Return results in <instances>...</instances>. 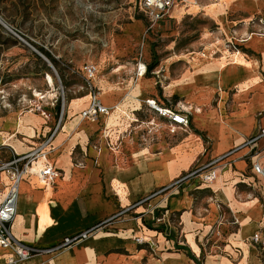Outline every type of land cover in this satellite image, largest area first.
Returning <instances> with one entry per match:
<instances>
[{"label": "crops", "instance_id": "0c3cea01", "mask_svg": "<svg viewBox=\"0 0 264 264\" xmlns=\"http://www.w3.org/2000/svg\"><path fill=\"white\" fill-rule=\"evenodd\" d=\"M174 7L170 18L181 16ZM184 8L194 16L201 10L199 3L194 2L186 3ZM237 8L239 4L230 9ZM255 12L256 9L248 8L232 12L226 18L230 32V21L240 19L242 23ZM159 26L161 34L148 32L147 40L141 24L132 23L116 39L119 46L125 47L127 56L138 50L140 62L148 66L152 51L156 55L154 40L164 41L165 54L157 57L147 74L136 76V62L122 60L113 66L108 80L98 81L102 103L111 110L116 107L117 112L124 114L122 117L130 115V122L124 129L114 126L105 132V115H100L94 121L84 119L92 123L80 129L79 113L89 97L86 105L70 101L60 129L43 149L51 161L46 162L60 174L50 185L28 174L23 177L12 232L28 244L47 248L119 211L125 210L124 213L86 239L54 253L35 254L23 264H264V247L251 240L261 230L264 241V183H246L253 180L247 158L249 149L240 147L257 126H264V55L262 50L255 51L263 46L243 44L252 53L244 54L230 69L232 62L222 66L223 61H217L222 58L219 48L214 60L194 62L199 65L193 66L194 57L205 52L203 45L214 40L202 37L203 48L199 51L198 42H189L187 49H176L174 30ZM219 29L222 40L226 39L224 30ZM218 67L221 71H217ZM242 83L247 85L246 90L241 89ZM101 87L106 89L101 92ZM147 99L183 110L189 127L172 135L153 131L155 127L145 133L149 125L143 122L136 126L134 122L138 121H131L132 118L165 122L146 106ZM73 110H79L78 116ZM46 113L47 117L31 110L18 111L0 119L3 155H10L9 151L24 154L38 148L56 122V108ZM24 115L27 130L18 123ZM111 120L112 117L109 124ZM128 132L132 134L129 136ZM97 133L102 137L93 146L90 139ZM104 134L109 136L111 151L106 147ZM75 151L80 153L75 155ZM224 154L227 155L216 167L215 181L205 184L198 178L189 179L138 203L193 166ZM39 165L43 167L42 160ZM8 183L7 178L0 183V201ZM136 237L143 242L137 243ZM8 257L9 251L0 248V264Z\"/></svg>", "mask_w": 264, "mask_h": 264}, {"label": "rangeland", "instance_id": "374dc122", "mask_svg": "<svg viewBox=\"0 0 264 264\" xmlns=\"http://www.w3.org/2000/svg\"><path fill=\"white\" fill-rule=\"evenodd\" d=\"M194 1L199 3L201 10L195 16L188 15L184 6ZM141 2L142 0H0V119L18 111L37 112V105H42L45 111L54 110L59 103L60 110H57L55 117L57 120L61 112L67 110L70 101H81L86 105L90 91H99V79L108 80L110 73L114 71L113 66L118 61L127 60L136 64L140 62L138 50L133 56H127L125 47L116 42L124 29L132 23L141 24L144 39L147 40L148 32L161 34L159 25L166 26L170 31L174 30L176 49H187L186 44L189 42H198L196 50H202L204 47L205 52L194 57L192 63L196 66L199 64L194 62L207 63L214 60L213 56L218 53L216 48L221 49L222 58L217 61H223V65L236 62L237 58L239 61L244 54L252 53L251 50H246L243 44L263 46L253 49L262 50L260 53L264 55V0H227L219 3L211 0H187L174 7L178 13L181 12L180 17H168L149 31ZM238 4L237 10L230 9L232 5ZM241 8L256 9V12L248 19L242 20V23H239L240 19L230 21V26H233L230 32L226 18L228 20L232 12ZM219 27L224 30L226 39L222 40ZM242 29L244 31H241ZM209 36L214 41L200 46L201 38L207 39ZM257 36L260 39H257ZM153 43L156 57H162L165 54L164 41L156 39ZM40 49L49 53L54 62ZM86 65L96 67L95 79L86 77L83 70ZM261 69L264 75V60L261 61ZM217 71L221 69L218 67ZM244 86L247 85L244 83L242 90H246ZM103 89L106 88L101 87V92ZM79 98L82 99L78 100ZM78 111L73 110L75 116H78ZM122 115L124 114L116 111L115 114L105 116L103 130L107 132L108 128L114 126L124 129L130 122V115ZM24 117L25 115L20 117L18 123L21 129L27 130ZM110 117L112 120L109 124ZM131 121H138L134 122L136 126L147 123L149 126L144 129L145 133L154 127L153 131H165L171 135L178 131L171 133L167 123L148 120L145 117L132 118ZM28 132L32 133V130ZM140 132L141 130L138 132L139 139L142 138ZM128 134L130 136L132 133ZM101 137L102 135L97 133L90 139V144L97 146V140ZM104 138L108 141L105 142L106 147L111 151L109 136L105 135ZM78 153L80 152L75 151V155ZM39 161L41 160H33L34 168L28 173L38 180L36 170L42 167ZM0 175V183L3 184L7 178L10 186L12 180L8 169H0ZM48 248L39 247L37 254L57 252L47 251Z\"/></svg>", "mask_w": 264, "mask_h": 264}, {"label": "built area", "instance_id": "2783aa9c", "mask_svg": "<svg viewBox=\"0 0 264 264\" xmlns=\"http://www.w3.org/2000/svg\"><path fill=\"white\" fill-rule=\"evenodd\" d=\"M211 1L216 2L219 0ZM184 2L185 0H142L141 6L144 9L143 12L147 20V30H151L158 22L167 19L170 16L173 7L177 4H183ZM83 70L85 71L88 79H95L97 69L94 65H86ZM147 71L148 68L145 62L137 63L135 71L136 76H143L147 74ZM98 94V90L90 91L88 95V104L79 113L81 119L94 121L98 119L100 115H107L110 108L102 103ZM145 104L150 110H153L158 117L165 119V123H167L170 128L169 132L174 133L176 130H185L189 127V119L183 110H178L170 106L159 105L152 99L145 100ZM36 111L45 117L48 116L46 111L42 108V105H37ZM62 115L63 112H61L60 116L57 118L50 134L44 139L38 148L24 154H17L10 151L9 156L11 158L9 160H0V169H8L11 173L12 180L8 190L5 192L2 200L0 201V248L9 251V257L3 264H22L26 259L32 257L40 251L39 247L28 244L17 238L12 232V223L16 216V202L19 184L23 177L28 174V167L32 165L33 160L37 159L39 155L43 153V149L49 144L56 131L60 129ZM240 147H248L249 149L247 158L249 161V172L253 177V180L246 183L251 186H256L258 181L264 183V126H257L254 131H252V133L245 138ZM227 154L210 159L204 164L193 166L171 184L140 199L138 203L144 202L171 188H177L189 179L198 178L201 183L205 184L215 181L218 176L216 167L222 163ZM59 174L60 173L57 169L47 163L42 170V176L40 179L43 184L50 185L53 183L54 179L59 176ZM241 182H245V180L241 179ZM124 211L125 210L119 211L118 213L108 217L105 221L78 233L63 237L60 241L50 246L47 251H58L86 239L98 228L123 214ZM260 232L261 230L255 233L251 237V240L264 247V241ZM134 240L137 243L143 242L140 237H136Z\"/></svg>", "mask_w": 264, "mask_h": 264}, {"label": "bare ground", "instance_id": "6f19581e", "mask_svg": "<svg viewBox=\"0 0 264 264\" xmlns=\"http://www.w3.org/2000/svg\"><path fill=\"white\" fill-rule=\"evenodd\" d=\"M222 1H224V0H219V1H216V2H214V1H212V2H214V3H219V2H222ZM185 2H187V0H185ZM184 2V3H185ZM194 3H197L196 1H194ZM219 9V8H218ZM257 39H260L258 36H257ZM264 40V39H263ZM261 41V40H260ZM262 43V42H261ZM240 53H242V52H240ZM241 55V54H240ZM246 55V54H245ZM238 56V55H237ZM243 56V55H242ZM236 58V57H235ZM237 61H238V58H237ZM241 61V60H240ZM244 62V61H243ZM234 63L236 64L237 62H232L230 65H229V67H228V69H230L231 68V66L232 65H234ZM245 64V63H244ZM195 65V64H194ZM193 65V66H194ZM240 65H242V64H240ZM222 66H224L223 64H222ZM236 66V65H235ZM240 67V66H239ZM222 68H224L225 70L227 69V67L225 68V67H222ZM241 68V67H240ZM242 69V68H241ZM224 70V71H225ZM246 70V69H245ZM228 71V70H227ZM242 72H243V70H242ZM48 79H49V82H51V78H50V76H48ZM116 110H117V108L116 107H114L112 110L110 109L109 110V112L107 113V115H110V114H112V113H114V112H116ZM107 115H105V116H107ZM92 123V122H91ZM91 123H86V121H84V119L82 120H79V123H78V125H79V127H80V129H81V126H86V125H89V124H91ZM37 159H40V160H42L43 161V167H41L40 169H38V170H36V174H37V176H38V178H39V180L41 181V176H42V170H43V168L45 167V165H47V162L46 161H49V162H51L50 161V159H48V157H47V154L45 153V152H43L41 155H39V157L37 158ZM39 166V165H38ZM41 166V165H40ZM31 168H32V165L30 166V167H28V173H30V171H31ZM35 168H36V166H35ZM42 182V181H41ZM19 191V190H18ZM19 196V195H18ZM18 196H17V198H18ZM21 201H22V199H21ZM19 216V215H18ZM19 219V218H18ZM17 219V221H19ZM21 220H22V218H21ZM20 220V221H21ZM21 223V222H20ZM17 226H15V228H16ZM20 230V229H19ZM21 233V232H20ZM22 234V233H21ZM20 237V236H19ZM31 258V257H30ZM30 258H28V259H30ZM28 259H26V260H28ZM25 260V261H26ZM24 263V262H23ZM22 263V264H23Z\"/></svg>", "mask_w": 264, "mask_h": 264}, {"label": "trees", "instance_id": "16d2710c", "mask_svg": "<svg viewBox=\"0 0 264 264\" xmlns=\"http://www.w3.org/2000/svg\"><path fill=\"white\" fill-rule=\"evenodd\" d=\"M137 19H140V17H137ZM145 19V21H146V18H144ZM52 62H54V59L50 56V54L49 53H47L46 51H44L43 49H40ZM152 61L150 62V65L148 66L147 65V68H150V67H152V66H154L156 63H157V57H156V55H155V52L154 51H152ZM56 109L59 111L60 110V104L58 103L57 105H56ZM4 153V151H2L1 149H0V158H1V156H2V160H9L11 157L9 156V155H2ZM189 256L192 258V259H194V261L196 260V258L194 257V255H192L191 254V252H189Z\"/></svg>", "mask_w": 264, "mask_h": 264}]
</instances>
